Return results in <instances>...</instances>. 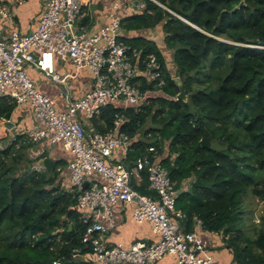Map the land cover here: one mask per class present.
Wrapping results in <instances>:
<instances>
[{
	"label": "trees",
	"instance_id": "trees-1",
	"mask_svg": "<svg viewBox=\"0 0 264 264\" xmlns=\"http://www.w3.org/2000/svg\"><path fill=\"white\" fill-rule=\"evenodd\" d=\"M140 1L144 9L122 20V44L154 55L161 77L139 78L151 91L139 112L111 103L92 128L107 133L123 118L129 159L154 145L169 171L184 231L221 235L235 264H264V211L258 222L255 212L264 203V0ZM158 39L173 52L171 70ZM15 109L0 99V120ZM33 148L26 134L0 146V264H90L74 257L90 250L79 194L62 187L67 163L54 158L51 174L35 170L44 157L32 159ZM133 186L155 195L147 171Z\"/></svg>",
	"mask_w": 264,
	"mask_h": 264
},
{
	"label": "built area",
	"instance_id": "built-area-1",
	"mask_svg": "<svg viewBox=\"0 0 264 264\" xmlns=\"http://www.w3.org/2000/svg\"><path fill=\"white\" fill-rule=\"evenodd\" d=\"M13 1L24 3L0 0L4 18L8 14L1 5H11ZM85 3L86 0H47L36 31H15L6 39L0 38V99L30 105L37 123L28 135L30 142L46 145L40 155L52 158L54 147L63 145L73 156L67 169L69 184H65L64 175L62 187L79 194L78 209L85 227L82 241L90 250L84 255L77 251L74 257H82L90 264H156L166 256L176 257L177 264H218L207 241L197 232L184 231L180 220L185 214L176 206L179 191L156 147L145 146L131 161L132 139L121 132L123 118L117 119L107 133L89 127L88 121L99 117L111 103L133 106L139 112L142 105L149 103L151 93L141 89L139 78L147 76L149 82L157 81L162 71L154 55L142 58V51L122 44V19L117 10L106 27L91 34L80 23ZM56 57L70 61L77 70L89 69L95 77L92 89L71 102L64 112L58 110L52 97L38 90L29 74V68L34 67L65 84L66 79L56 73ZM144 171L155 192L153 196L134 189L133 181L141 183ZM121 204L133 206L134 222L149 224L159 241L136 242L129 248L108 244L105 238L116 227V210Z\"/></svg>",
	"mask_w": 264,
	"mask_h": 264
},
{
	"label": "crops",
	"instance_id": "crops-1",
	"mask_svg": "<svg viewBox=\"0 0 264 264\" xmlns=\"http://www.w3.org/2000/svg\"><path fill=\"white\" fill-rule=\"evenodd\" d=\"M23 1L24 3L22 5H18L15 1H13L11 5H1V8L3 10L6 9L8 14V18H4L3 15L0 14L1 39L8 38L9 35L15 31L21 34L33 33L39 26L40 17L46 9L47 0ZM132 1L134 0H86L80 23L82 26H85L91 34L99 33L110 23V16L114 10H117L122 20L125 17L135 14L136 8H138V4H141V1L137 0L136 3ZM125 35L126 33H124L122 27L121 42ZM153 40H155V38ZM55 62L56 73L62 79H66L65 84L53 81L34 67L29 68V74L36 82L38 90L44 95L52 97L58 110L64 112L71 102L82 98L92 89L95 77L89 69L77 70L68 60L62 61L60 58L56 57ZM70 80L73 82L71 86L69 84ZM59 85L63 87V91L59 90ZM9 100L15 102L12 99ZM15 103L16 109L12 118L10 120H0V134H4L3 137L10 138L13 132H20V134L16 136L26 134V139L30 142L28 132L34 128L37 120L29 104L19 105L17 102ZM7 122L13 123V125L8 124L9 126H7ZM88 125L89 127L92 126V122L88 121ZM30 143L34 145L35 152H38V150L43 153L45 152V144ZM51 152L54 158L63 160L67 163L64 181L65 184H69L67 169L73 161V156L66 151L63 145H57ZM41 156L47 157L46 154ZM133 213L134 207L131 205L121 204L117 207L116 227L114 230L110 231L105 238L108 244H123L125 247L129 248L136 242L153 244L159 241V236L153 233L149 224L145 223L140 225L134 222ZM197 232L208 242L210 252L215 257L218 264H235L233 254L225 248L221 235L206 232L202 227H199ZM156 264H177V259L174 256H166Z\"/></svg>",
	"mask_w": 264,
	"mask_h": 264
},
{
	"label": "rangeland",
	"instance_id": "rangeland-1",
	"mask_svg": "<svg viewBox=\"0 0 264 264\" xmlns=\"http://www.w3.org/2000/svg\"><path fill=\"white\" fill-rule=\"evenodd\" d=\"M132 2H134V3H136L137 2V0H134V1H132ZM144 7H145V4L144 3H141V4H138V8H136V11L137 12H140V11H142L143 9H144ZM149 36H150V33L148 34ZM152 36V38L154 39L155 37H154V35H151ZM155 40H157V38H155ZM159 41V45H160V47L162 48V51H164V53H165V56H166V61H167V64H168V67L170 68V70L171 69H173V52L172 51H170V50H168V49H166V47H165V45L163 44V42H162V39H158ZM72 80H70L69 81V84H70V86L72 85ZM59 90L60 91H63L62 90V86L61 85H59ZM17 134H20V132H13V134H12V136L9 138V140H12V139H14L15 137L14 136H16ZM2 135H4V134H0V139H1V137H2ZM8 140V141H9ZM7 141V142H8ZM7 142H2L1 144H0V146H6L7 145ZM40 152L41 151H39L38 150V152L36 151L35 152V150H34V148H33V151H30L29 152V155H30V157L32 158V159H34V160H36L37 161V158L38 157H40L41 155H40ZM52 158H54L53 156H52ZM40 161V160H39ZM33 167H34V169L35 170H38V171H43V168L41 167V165H40V162H37V163H35L34 165H33ZM264 211V203H260V204H258L257 206H256V208H255V212H256V217H257V222L259 221V213H262Z\"/></svg>",
	"mask_w": 264,
	"mask_h": 264
},
{
	"label": "water",
	"instance_id": "water-1",
	"mask_svg": "<svg viewBox=\"0 0 264 264\" xmlns=\"http://www.w3.org/2000/svg\"><path fill=\"white\" fill-rule=\"evenodd\" d=\"M185 98H186V94H185V91L183 90V91L181 92V94L179 95V100H181V99H185ZM8 124L13 125V123H10V122H7V126H9ZM202 145H203L204 147L211 148V146H212V141H211L210 139H204V140L202 141ZM55 163H56L55 160H54L53 158H49V157L44 158L43 161H42V165L44 166V168L47 170V172H48L49 174H51V173L53 172L54 167H55ZM87 186H88V183H86V184L84 185V189H86Z\"/></svg>",
	"mask_w": 264,
	"mask_h": 264
}]
</instances>
